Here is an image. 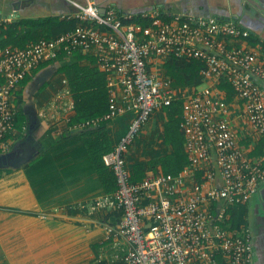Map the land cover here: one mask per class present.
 I'll return each instance as SVG.
<instances>
[{
    "label": "built area",
    "instance_id": "2783aa9c",
    "mask_svg": "<svg viewBox=\"0 0 264 264\" xmlns=\"http://www.w3.org/2000/svg\"><path fill=\"white\" fill-rule=\"evenodd\" d=\"M72 3L77 12L67 19L79 20L74 29L22 47L2 43L1 25L15 15L0 17V155L15 125L12 91L59 52L92 53L107 72L109 86L118 81L124 99L133 101L128 109L137 112L117 145L103 156L115 174L117 189L101 197L98 206L121 210L123 216L110 228L113 234L108 239V254H99L93 264L118 260L122 264H255L249 228L224 226L230 218L229 208L246 204L264 181V62L243 46L228 45V38H247L249 30L216 16L182 14L164 19L155 13L142 25L114 7L102 12L94 0ZM158 54L201 60L203 76L211 73L229 82L244 100L245 114L263 140L262 154L251 157L239 146L230 121L218 116L226 111L225 102H215L202 91L186 97L181 129L186 136L188 162L202 166L188 196L174 183L183 182L182 173L147 174L142 181L132 182L127 166L126 154L155 109L180 99L171 79L158 77L149 68L150 58ZM68 95L69 88L63 89L51 105L62 110L73 107ZM125 108L116 103L110 88L109 111L77 123L74 129L110 121ZM163 185L166 194L142 203L146 191ZM205 203L209 207L203 209Z\"/></svg>",
    "mask_w": 264,
    "mask_h": 264
},
{
    "label": "crops",
    "instance_id": "0c3cea01",
    "mask_svg": "<svg viewBox=\"0 0 264 264\" xmlns=\"http://www.w3.org/2000/svg\"><path fill=\"white\" fill-rule=\"evenodd\" d=\"M94 1L102 12L114 7L131 14L142 25L147 24L155 13L164 19L182 14L232 20L248 29L250 36L230 37L228 45L243 46L264 62V10L249 0ZM256 1L264 7V0ZM76 12L72 0H0V17L15 15L12 21L1 25L2 43L17 46L30 32V26H13L16 22L51 17L66 19ZM81 53L84 56L80 59L65 54L42 62L12 91L11 102L17 113L14 128L5 138L2 154L16 152L18 160L25 157L27 161L18 166L0 165V264H93L98 261L99 254H108L110 250L108 239L113 234L110 228L118 223V215L113 213L114 209L98 205L101 197L114 191H106L91 162L83 136L74 133L76 110L73 107L62 110L51 105L63 89L70 90L69 66L76 63L103 72L92 53ZM168 60L165 55L158 54L150 58L148 65L154 75L166 78L169 76ZM105 80L108 92L110 88L113 90L116 103L126 107L107 126L108 138L115 147L137 112L128 109L133 101L124 99L118 81L109 86L106 73ZM175 87L183 103L186 97L199 91L215 102H225L227 109L218 116L230 121L238 135L239 146L253 158L262 154L263 140L245 114L244 100L231 84L207 73L199 85ZM67 99L74 105L71 90ZM167 122L166 109H155L126 154L131 174L138 164L144 165V175L165 174L160 163L149 162L173 152L165 135ZM32 162L42 163V171L33 173L35 187L25 169ZM201 167L191 166L188 162L179 172L183 174V182L174 183L185 196L192 192ZM166 190L163 185L146 191L142 203L157 199L166 194ZM94 205L97 206L93 208ZM246 205V227L252 234L255 264H264V181ZM208 207V203L202 205L203 209Z\"/></svg>",
    "mask_w": 264,
    "mask_h": 264
},
{
    "label": "trees",
    "instance_id": "16d2710c",
    "mask_svg": "<svg viewBox=\"0 0 264 264\" xmlns=\"http://www.w3.org/2000/svg\"><path fill=\"white\" fill-rule=\"evenodd\" d=\"M79 23L78 19H25L16 22L13 26H30L31 30L17 46H25L29 41H35L41 38L53 39L63 32L74 29ZM146 25V24H143ZM21 40V38H18ZM66 52H59L57 56L65 55ZM74 55L75 59H80L82 53L80 50L74 51L68 55ZM84 56V55H83ZM95 58V57H94ZM96 61V59H94ZM97 62V61H96ZM168 78L171 79L174 86L181 85H199L203 81L201 73L205 66L201 60L188 58H169L166 63ZM98 68H88L73 64L68 67V80L70 90L73 94L76 116L74 122L80 123L96 117H101L109 111V92L106 86L105 73ZM2 79L0 78V81ZM67 80V83H68ZM227 82L226 80H224ZM229 83V82H227ZM230 84V83H229ZM168 114L166 124V139L173 146V152L162 156L156 160L150 161V164L160 163L165 174L177 175L182 171L184 164L189 161V154L186 150V136L181 129L183 121V100L179 99L173 104L165 107ZM109 121L103 120L96 126H89L82 129H74V133L83 136L84 142L88 149L91 162L99 174L102 183L107 192L117 189V181L114 172L106 165L103 156L113 150L111 142L107 135V126ZM143 164H138L131 174L132 182H140L146 176L143 171ZM26 172L33 183V173L39 174L42 171V163L32 162L25 166ZM2 171L0 170V176ZM201 175V174H200ZM230 218L224 226L233 230H241L242 225L247 226L248 207L246 204L231 206L229 208ZM113 213L118 215V222L121 220L123 213L121 210H114ZM98 264H106V261H100ZM112 264H122L121 260Z\"/></svg>",
    "mask_w": 264,
    "mask_h": 264
},
{
    "label": "water",
    "instance_id": "95a60500",
    "mask_svg": "<svg viewBox=\"0 0 264 264\" xmlns=\"http://www.w3.org/2000/svg\"><path fill=\"white\" fill-rule=\"evenodd\" d=\"M249 2L251 4H253L255 7L259 8V9H263L264 7L262 4H260L259 2H257L256 0H249ZM17 6V5H16ZM27 161V158L22 157L18 160L17 158V153H10V154H1L0 155V165H8V166H18L21 165L23 163H25Z\"/></svg>",
    "mask_w": 264,
    "mask_h": 264
}]
</instances>
